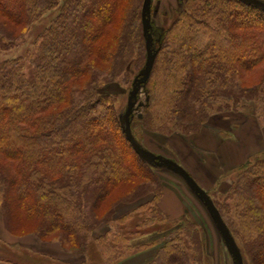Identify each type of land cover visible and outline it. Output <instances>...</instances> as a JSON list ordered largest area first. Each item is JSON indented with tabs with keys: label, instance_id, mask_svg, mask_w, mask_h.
<instances>
[{
	"label": "trees",
	"instance_id": "1",
	"mask_svg": "<svg viewBox=\"0 0 264 264\" xmlns=\"http://www.w3.org/2000/svg\"><path fill=\"white\" fill-rule=\"evenodd\" d=\"M56 4L0 0V51L14 47ZM132 5V0H68L39 35L35 52L0 62L3 227L84 256L93 245L101 264L145 248L132 247V232L112 226L116 205L154 191L146 205L164 219L153 165L132 149L113 95L105 91L126 68L141 34L144 40ZM151 34L156 50L151 74L160 62L163 86L154 116L152 98L145 99L142 118L153 121L149 130L191 135L213 113L242 111L259 120L264 115V10L240 0H183L171 26L154 30L151 25ZM155 37L165 42L159 61ZM25 63L31 64V73L23 71ZM230 197L232 214L213 203L241 255L249 264H264V156L240 166ZM101 223L108 230L95 236ZM177 225L178 233L144 264H209L196 225L186 216ZM0 264L25 263L0 255Z\"/></svg>",
	"mask_w": 264,
	"mask_h": 264
},
{
	"label": "rangeland",
	"instance_id": "2",
	"mask_svg": "<svg viewBox=\"0 0 264 264\" xmlns=\"http://www.w3.org/2000/svg\"><path fill=\"white\" fill-rule=\"evenodd\" d=\"M67 1L57 0L56 6L48 10L41 18L34 22L27 35L17 41L14 47L0 51V62L5 59H13L21 56H25L26 58L28 53L30 55L35 52V44L39 35L61 13ZM182 2L183 0H152L150 10L152 29H168L177 15V11L181 8ZM132 3L133 5L130 7L136 10L135 17L136 15L137 17L135 18V23L137 22V30L139 29L141 34L140 10L142 0H132ZM129 5L126 4L128 7ZM126 19V22L129 23L132 17L130 16L129 19L128 17ZM155 38L157 39V37ZM157 40L156 45L160 51L159 61L163 55L165 42L161 41L160 37ZM133 47L134 49L130 53V60L126 68L119 74L115 82L105 87V91L113 95L114 108L118 115L123 114L133 78L145 63V47L142 34L139 36V43H135ZM169 47L174 48L173 45H169ZM159 65L157 64L154 73L150 75V82L147 85L144 84L139 89L132 114V121L130 122L133 135L143 148L155 154H160L162 157L173 159L190 175H197L200 183L194 179L205 189L217 207L219 209L227 207L224 210H229L232 214L230 208L233 205L234 198L230 197V193L237 181L240 166L247 160L253 162L256 157H263L264 152L252 154L238 166L229 167L221 159V156H223L222 153H216V148H214L215 146H213V140L210 136L204 135L202 137L204 143H201L202 141L195 142L191 138L194 134L184 135L179 132L159 133L149 130V125L153 124V121L147 124L145 120L143 121L142 116L146 114L145 105L147 103L145 99L147 95L152 98L149 106V111L152 116L159 110L160 103L157 101V96L158 90L163 86L158 70ZM22 69L26 73H31V64L29 63L28 65V63H25ZM140 102L142 105H139ZM252 103L255 106L257 105V101H252ZM248 116L254 115L242 111H227L211 114L210 117H212L213 121H210V126L215 127L214 130L218 134L213 135L222 141L228 140L227 142H230L233 139L237 140L235 135L238 130L242 129L239 125L243 120L250 118ZM255 121L261 127L264 126V115L260 117V120L257 119ZM151 168V171L160 181L159 185L154 187V190H160L157 206L163 214L164 219L159 220L153 206L146 205L153 198L154 191H148L146 195L134 202H123L116 205L113 217L117 221L112 226L132 232L129 234L130 245L132 247L145 244V248L138 249L139 251H130L125 258L113 264H128L127 259L130 256L141 252L148 254V258L142 264L150 261L164 240L172 238L178 233L176 230L178 227L177 221L182 216H186L191 223H194L201 237H203L209 264H234L231 252L224 242L210 213L188 184L178 174L166 168L155 166ZM1 215L0 210V255L7 259L25 264L102 263L101 256L96 252L93 245L90 247L91 250L87 252V256H84L83 254L69 253L63 250L56 242H46L32 235L17 236L6 231L7 236L5 237V235H1V231L4 229ZM124 215H129V217L119 222L120 220L118 221V219ZM147 222L153 223L150 225ZM107 230L108 225L101 223L94 230V235H103ZM124 233L126 232L124 231ZM121 247L124 248V246ZM242 259L244 264H249L245 256H242ZM201 264H207V262H202Z\"/></svg>",
	"mask_w": 264,
	"mask_h": 264
},
{
	"label": "water",
	"instance_id": "3",
	"mask_svg": "<svg viewBox=\"0 0 264 264\" xmlns=\"http://www.w3.org/2000/svg\"><path fill=\"white\" fill-rule=\"evenodd\" d=\"M152 0H143L141 7V25L142 33L145 41L146 59L144 66L139 70V72L134 76L131 89L127 96V103L123 114L120 116L122 132L125 135L127 141L131 145L134 152L142 158L144 161L150 163L151 165L159 168H166L176 174H178L191 188V190L197 195L200 201L204 204L208 212L210 213L215 225L217 226L221 236L228 246L231 252L234 264H244L242 255L239 248L230 233L228 227L223 221L219 211L214 205L212 199L208 193L203 189L197 181L175 160L162 157L155 154L145 148H143L134 138L130 120L134 111L136 104V98L140 87L147 82L150 77L153 64L156 58V50L153 47V36L151 34V21H150V10H151ZM244 3L253 5L264 10V1L262 0H240ZM139 105H142L140 102ZM140 117V115H139Z\"/></svg>",
	"mask_w": 264,
	"mask_h": 264
},
{
	"label": "crops",
	"instance_id": "4",
	"mask_svg": "<svg viewBox=\"0 0 264 264\" xmlns=\"http://www.w3.org/2000/svg\"><path fill=\"white\" fill-rule=\"evenodd\" d=\"M248 117V119L243 120L239 125L242 129L238 131L236 130L237 134L235 136L237 140L233 139V141L230 140V142H227L228 140L222 141L220 139H217L218 137H216L215 135L218 134H216L217 132L214 130L215 127L213 128L210 126V121H213L212 117L208 119L207 124L200 130V132L194 134L193 136H191V138L195 142L202 141L201 143H204L202 137L204 135L210 136L213 140V146H215L214 148H216V153H222L223 156H221V159L223 160V162H225V165L229 167L238 166L250 155L257 152H264V126L261 127L256 123V117ZM193 177L200 183L199 177L197 175H193ZM6 233L7 232L4 229L3 231H1V235H5V237L7 236ZM146 258H148V254H146L145 252H141L135 253L127 260L128 264H142Z\"/></svg>",
	"mask_w": 264,
	"mask_h": 264
}]
</instances>
